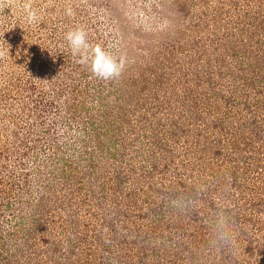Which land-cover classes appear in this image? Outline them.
Wrapping results in <instances>:
<instances>
[{
	"label": "rangeland",
	"instance_id": "374dc122",
	"mask_svg": "<svg viewBox=\"0 0 264 264\" xmlns=\"http://www.w3.org/2000/svg\"><path fill=\"white\" fill-rule=\"evenodd\" d=\"M0 264H264V0H0Z\"/></svg>",
	"mask_w": 264,
	"mask_h": 264
},
{
	"label": "clouds",
	"instance_id": "9594fccd",
	"mask_svg": "<svg viewBox=\"0 0 264 264\" xmlns=\"http://www.w3.org/2000/svg\"><path fill=\"white\" fill-rule=\"evenodd\" d=\"M37 19L36 13H31L30 21L36 22ZM64 38L72 55L78 57L80 63L87 65L96 79L113 81L118 79L125 70L126 56L115 54L111 46L106 48L100 44L89 43L84 27L77 26L69 29ZM168 202L170 207L179 213L188 211L193 204L191 198L183 195L171 198ZM205 223L210 230V247L228 246L234 241L232 216L223 196L218 198L215 209L209 213Z\"/></svg>",
	"mask_w": 264,
	"mask_h": 264
}]
</instances>
